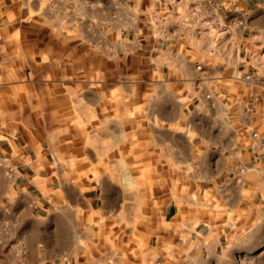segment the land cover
I'll return each instance as SVG.
<instances>
[{"label": "crops", "instance_id": "crops-1", "mask_svg": "<svg viewBox=\"0 0 264 264\" xmlns=\"http://www.w3.org/2000/svg\"><path fill=\"white\" fill-rule=\"evenodd\" d=\"M166 1L0 0V224L28 248L6 264H241L264 244L259 85L231 54L200 66Z\"/></svg>", "mask_w": 264, "mask_h": 264}, {"label": "rangeland", "instance_id": "rangeland-1", "mask_svg": "<svg viewBox=\"0 0 264 264\" xmlns=\"http://www.w3.org/2000/svg\"><path fill=\"white\" fill-rule=\"evenodd\" d=\"M166 2L168 3V8L171 10L167 19L168 27L180 28L184 34L185 32H190V45L197 47L201 57L198 59L200 66H205L211 61L208 57L202 58V54L205 56L208 54L213 56L219 55L215 57L214 62H217L218 58L220 62H228V56L231 54L232 57L233 55L236 57L235 62L238 72L239 70L246 72L245 77L247 82H255V85H259L258 87L254 85L255 88L252 90L254 94L258 93L255 104L259 106L258 114H256L258 120L253 130L255 134L257 132L264 134V0H167ZM127 80L125 78V81ZM68 92L72 95V91ZM90 92L87 91L88 94ZM121 92L124 93L126 103L132 100L133 91L131 89H125ZM77 93L78 97L82 99V103H84L86 98L85 91L79 89ZM115 93L116 91H109V97L115 96ZM253 98L255 99V96ZM67 105L68 112L72 113V97L68 99ZM79 107L84 112L85 106ZM109 109L110 113H116L115 107L110 105ZM94 112L99 116L104 113L100 105L94 107ZM132 112L133 106L126 105V115ZM63 124L65 125V123ZM78 124L84 125L83 122H78ZM111 124L113 123H110V127H112ZM126 124L130 125L127 122ZM66 126H68L66 128L68 140L65 144L72 148V122H69ZM125 129V136L122 137L119 146L130 147L133 138L130 136L129 128ZM90 132L93 134L94 140L95 137H100L101 126L99 121L93 122L92 131L89 129L88 133L91 134ZM79 133L80 136L74 138V141L83 145L85 139L84 129L82 128ZM108 141L110 142L109 144L117 142L115 137H110ZM94 144L101 145V139L96 143L94 142ZM55 156L57 161H72V153H62ZM78 156L84 157L85 154L82 153V155ZM97 156L100 157L101 155L94 154L92 159L95 160ZM111 159L110 155L105 160ZM131 160L132 154L125 153V161ZM31 213L30 211L29 214ZM25 221H27L29 229L34 232L31 235L33 240L38 239L42 242L47 241L52 243L51 240L57 237L55 233L59 229L53 230L54 234H50L51 232L48 234L45 231L37 233L39 228L34 223V220L29 217L25 218ZM19 231L20 227L16 223L15 218L12 232L9 234L5 233L4 225L0 224V240L3 241V239L9 238L10 244H12L0 245V264H6L10 256L7 254L10 248L12 249L13 256L17 259L22 260L26 258L28 252L26 240L24 239L26 236L24 233H19ZM33 256L36 259V254ZM242 259L241 264H264V244L250 250V252H246V257Z\"/></svg>", "mask_w": 264, "mask_h": 264}]
</instances>
